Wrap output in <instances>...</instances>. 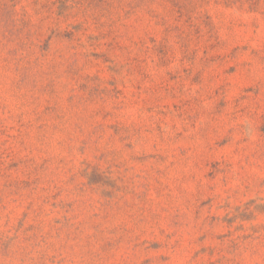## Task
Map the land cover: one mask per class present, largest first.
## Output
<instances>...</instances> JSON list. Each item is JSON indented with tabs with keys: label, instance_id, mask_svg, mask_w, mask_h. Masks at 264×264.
<instances>
[{
	"label": "rangeland",
	"instance_id": "374dc122",
	"mask_svg": "<svg viewBox=\"0 0 264 264\" xmlns=\"http://www.w3.org/2000/svg\"><path fill=\"white\" fill-rule=\"evenodd\" d=\"M0 264H264V0H0Z\"/></svg>",
	"mask_w": 264,
	"mask_h": 264
}]
</instances>
